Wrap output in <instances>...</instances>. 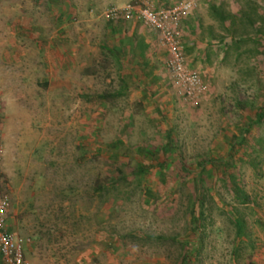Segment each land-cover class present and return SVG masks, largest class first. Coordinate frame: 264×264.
<instances>
[{
  "label": "rangeland",
  "instance_id": "1",
  "mask_svg": "<svg viewBox=\"0 0 264 264\" xmlns=\"http://www.w3.org/2000/svg\"><path fill=\"white\" fill-rule=\"evenodd\" d=\"M180 1L0 0V178L28 264H264V0L180 19L193 102L155 32L105 17Z\"/></svg>",
  "mask_w": 264,
  "mask_h": 264
},
{
  "label": "built area",
  "instance_id": "2",
  "mask_svg": "<svg viewBox=\"0 0 264 264\" xmlns=\"http://www.w3.org/2000/svg\"><path fill=\"white\" fill-rule=\"evenodd\" d=\"M196 8V0H181L177 6L169 9L123 4L112 6L105 12L110 22L136 20L156 33L160 46L166 51L164 67L178 94L186 102L195 101L204 89L199 75L187 67L180 42V19ZM8 209L9 198L0 178V261L1 264H28L22 243L6 226Z\"/></svg>",
  "mask_w": 264,
  "mask_h": 264
},
{
  "label": "trees",
  "instance_id": "3",
  "mask_svg": "<svg viewBox=\"0 0 264 264\" xmlns=\"http://www.w3.org/2000/svg\"><path fill=\"white\" fill-rule=\"evenodd\" d=\"M260 115H258L257 116V119H256V121L258 122V121H260ZM246 130H242V136L238 139V137L239 136H237V135H232L231 136V142H230V144H229V152H228V155H227V158H226V160H225V164H227V163H229V162H231L232 161V152L235 150V146H236V144L237 143H240V141L241 140H243V134L244 133H247V131L245 132ZM179 264H186V257H185V255H181V257H180V260H179Z\"/></svg>",
  "mask_w": 264,
  "mask_h": 264
},
{
  "label": "crops",
  "instance_id": "4",
  "mask_svg": "<svg viewBox=\"0 0 264 264\" xmlns=\"http://www.w3.org/2000/svg\"><path fill=\"white\" fill-rule=\"evenodd\" d=\"M196 4H197V11H201L202 9V4H201V0H196ZM123 5V4H122ZM122 5H114V6H122ZM121 21H118V22H115V24L119 23ZM141 53V52H139ZM139 55V54H138ZM186 63V62H185ZM0 264H1V261H0Z\"/></svg>",
  "mask_w": 264,
  "mask_h": 264
}]
</instances>
